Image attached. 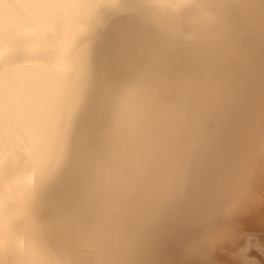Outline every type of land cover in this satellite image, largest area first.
I'll return each instance as SVG.
<instances>
[{
  "label": "bare ground",
  "instance_id": "bare-ground-1",
  "mask_svg": "<svg viewBox=\"0 0 264 264\" xmlns=\"http://www.w3.org/2000/svg\"><path fill=\"white\" fill-rule=\"evenodd\" d=\"M0 264H264V0H0Z\"/></svg>",
  "mask_w": 264,
  "mask_h": 264
},
{
  "label": "clouds",
  "instance_id": "clouds-1",
  "mask_svg": "<svg viewBox=\"0 0 264 264\" xmlns=\"http://www.w3.org/2000/svg\"><path fill=\"white\" fill-rule=\"evenodd\" d=\"M25 5H20V7H24Z\"/></svg>",
  "mask_w": 264,
  "mask_h": 264
}]
</instances>
